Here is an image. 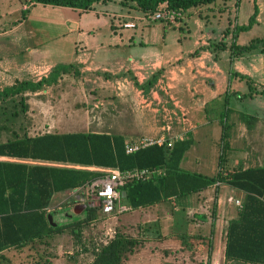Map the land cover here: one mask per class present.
<instances>
[{"label": "crops", "instance_id": "crops-1", "mask_svg": "<svg viewBox=\"0 0 264 264\" xmlns=\"http://www.w3.org/2000/svg\"><path fill=\"white\" fill-rule=\"evenodd\" d=\"M256 6L257 21L235 39V31L249 24ZM145 15L134 1L101 0L83 10L33 0H0V90L24 80L37 82L58 66L72 65L96 95L99 118L96 124H84L85 130L49 133H107L123 136L127 143L162 133L179 140L191 132L193 142L180 164L184 171L214 177L221 170L228 174L264 168V95L247 97L246 80L233 75L249 76L258 90L264 89V54L249 52L239 60L231 51L234 40L248 44L253 38L264 37V0H216L190 8L186 20L177 23H146ZM251 56L255 58L249 59ZM221 113L226 115L224 120ZM6 134H0V141L11 137ZM206 142L216 144L213 167L201 163ZM0 159L101 173L85 185L53 195L48 212L54 222L55 213L65 208L77 212L79 207L93 205L97 199L90 194L89 184L112 169L5 156ZM123 192L121 203L132 208L127 192L125 196ZM248 196L243 189L216 182L191 195L112 217L102 214L110 228L98 245L108 234L113 237L120 230L148 240L129 252L122 264H156L157 255V264H186L187 249L198 255L208 253V264H264V196L257 195L258 203L249 202ZM72 221L66 217L56 223ZM231 224L234 252L256 253V262L227 259ZM131 225L146 231L131 233ZM60 234L45 241L50 243ZM27 247L4 251V263L29 251ZM84 256L91 263L93 251Z\"/></svg>", "mask_w": 264, "mask_h": 264}, {"label": "trees", "instance_id": "trees-1", "mask_svg": "<svg viewBox=\"0 0 264 264\" xmlns=\"http://www.w3.org/2000/svg\"><path fill=\"white\" fill-rule=\"evenodd\" d=\"M33 1L44 5L87 10L95 2L101 0ZM123 1H134L146 13H152L162 3H167L170 8L188 12L192 7L210 4L216 0ZM258 12L259 9L256 6L249 24L239 26L235 31V39L238 38L240 32L253 27L257 21ZM23 16H26V10L23 12ZM223 45L225 47V44ZM260 47L264 48V37L253 38L248 44H240L237 40H234L231 45L232 56L251 52ZM72 68L74 69L72 65L58 66L52 72L56 73L60 70L68 72ZM233 75L246 80L250 91L245 94L247 97H253L255 94L264 95V89L258 90L255 88L253 79L249 76L239 72H233ZM46 83H50L49 77H43L37 82L24 80L15 85L7 86L0 90V102L11 96L22 94L26 90L40 89ZM22 115H26L24 109L20 110L18 108L9 111L4 108L0 110V118L5 121L4 126L8 127L12 125L11 123L16 118L18 119ZM225 117L226 115L223 113L221 119L224 120ZM7 131L12 134L7 141H0V157L119 168L123 171L135 168H163L165 172L162 174L152 176L147 180L131 181L122 188V192H127L126 199L129 200L134 209L151 206L172 197L198 193L216 182H223L247 191L249 202L251 200L258 203L257 195L264 196V168L235 171L228 174L221 170L214 177L182 170L180 167L181 161L193 142L191 132H188L183 139L175 140L172 147L153 145L134 153H127L125 138L120 135L96 132H47L33 136L28 132H24L25 135L21 136L14 130L7 129ZM1 133L2 131H0ZM100 175L101 173L98 171L81 168L55 167L0 159V261L4 262L7 256L3 252L10 248L37 247L35 245L39 242L49 243L45 241L48 237L68 230L73 235H77L78 240H80L83 237L82 226L97 218L96 215L99 211L103 214L101 204L99 206L89 205L87 207L89 209L87 218L63 224L56 223L50 218L48 208L56 192L80 187ZM246 206L248 205H245V209ZM233 226V224L230 226V238L226 252L227 259H245L256 262V253L248 254L245 252L239 254L234 252ZM252 242L256 251V235L252 237ZM83 243L87 242L84 241ZM141 243L142 241L139 239L118 230L117 234L108 242L94 245L90 249L93 251V260L89 264H122L127 254L134 251Z\"/></svg>", "mask_w": 264, "mask_h": 264}, {"label": "rangeland", "instance_id": "rangeland-1", "mask_svg": "<svg viewBox=\"0 0 264 264\" xmlns=\"http://www.w3.org/2000/svg\"><path fill=\"white\" fill-rule=\"evenodd\" d=\"M243 18L244 14L240 16V20L242 21ZM239 41L240 44L243 43L241 39ZM251 52L261 56L264 54V48L260 47ZM246 53L249 52L237 54L236 57L241 60ZM253 58L255 57H249V59ZM239 68H241V64ZM48 77L50 83L44 84L42 88L37 90H26L22 94L11 96L7 100L0 102V110L5 108L9 111H14L19 108L20 110L24 109L26 112L25 116L22 115L18 117V119L16 118L9 127L4 126L5 121L0 118V122L4 123V125H0V131L9 133L5 135L6 137L12 134L10 131H7V129L14 130L23 136L25 135L24 132H28L31 135H39L49 131L85 130L82 127L84 124H96L99 115L98 108L95 106V101L98 99L94 93L90 92L89 87L85 84V80L81 78L82 76L80 73H77V71L72 68L71 71L68 72H63L61 70L56 73L52 72ZM255 88L257 87L255 86ZM35 119L39 120L35 122ZM5 136L4 139H6ZM2 138L3 137L0 135V139ZM204 146L205 151L200 157L201 163L203 166L207 165V167H213L216 144L206 142ZM223 148L224 146L221 144V152ZM197 151L199 152V150ZM192 155L194 156V153ZM78 205L80 204L76 206ZM93 205L99 206L100 201L97 200ZM88 206L89 205H87V207ZM87 207H79V212L74 211L71 207L68 209L65 208L64 211L59 213H55L53 210V213H55V220L56 222H60L66 217L72 218L73 221L85 219L89 215V209ZM101 215L99 211L96 215L97 218L94 219L96 222L94 224H89L82 230L83 237L80 240H78L79 238L77 235L74 234L72 236L71 231L68 230L64 234L54 236L50 243L41 242L37 247H27L28 250L30 249V253L29 251H25L19 256L14 255L15 259L8 263L89 264L88 259H85V253L91 251L90 249H92L94 245H98L99 238H102L106 229L110 228V225L105 223V217ZM142 229L146 231L145 227H142L141 230H139L136 225L128 227L131 233L142 231ZM148 229L150 230V228ZM137 239L142 241L141 244L148 241L143 238ZM84 241L87 243H83ZM155 259V263L157 264L160 255H157ZM209 259L208 253L205 255H198L193 249H187L185 262H187L186 264H208ZM2 263L5 264L0 261V264Z\"/></svg>", "mask_w": 264, "mask_h": 264}, {"label": "built area", "instance_id": "built-area-1", "mask_svg": "<svg viewBox=\"0 0 264 264\" xmlns=\"http://www.w3.org/2000/svg\"><path fill=\"white\" fill-rule=\"evenodd\" d=\"M186 18L187 12L170 8L167 3H162L156 11L146 13L144 20L146 23L161 21L169 24L184 22ZM174 141L175 140L169 137L166 133H162L159 136H144L136 140L128 141L126 143V151L127 153H134L153 145L172 147ZM164 172L163 168H135L125 171L119 168H112L106 171L107 174L104 177L89 184L90 194L100 201L103 215L112 217L132 209L121 203V188L131 181L147 180L152 176ZM219 183L220 182H218V184ZM108 236L110 237L109 234ZM109 237L105 242H108L110 238H113Z\"/></svg>", "mask_w": 264, "mask_h": 264}, {"label": "water", "instance_id": "water-1", "mask_svg": "<svg viewBox=\"0 0 264 264\" xmlns=\"http://www.w3.org/2000/svg\"><path fill=\"white\" fill-rule=\"evenodd\" d=\"M124 193V196L126 195V192H123ZM77 212H79L78 210H77ZM50 218H53V215L52 214H50Z\"/></svg>", "mask_w": 264, "mask_h": 264}]
</instances>
